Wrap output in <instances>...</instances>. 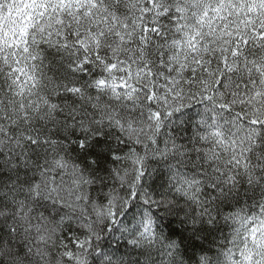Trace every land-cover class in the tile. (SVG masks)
<instances>
[{"label": "snow or ice", "instance_id": "snow-or-ice-1", "mask_svg": "<svg viewBox=\"0 0 264 264\" xmlns=\"http://www.w3.org/2000/svg\"><path fill=\"white\" fill-rule=\"evenodd\" d=\"M0 264H264V0H0Z\"/></svg>", "mask_w": 264, "mask_h": 264}]
</instances>
